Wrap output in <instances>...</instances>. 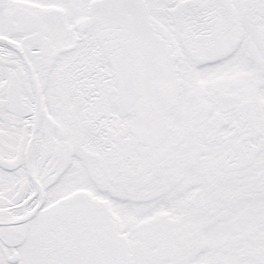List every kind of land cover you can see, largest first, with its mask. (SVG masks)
Here are the masks:
<instances>
[{
    "label": "snow or ice",
    "instance_id": "obj_1",
    "mask_svg": "<svg viewBox=\"0 0 264 264\" xmlns=\"http://www.w3.org/2000/svg\"><path fill=\"white\" fill-rule=\"evenodd\" d=\"M0 264H264V0H0Z\"/></svg>",
    "mask_w": 264,
    "mask_h": 264
}]
</instances>
